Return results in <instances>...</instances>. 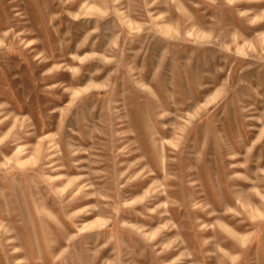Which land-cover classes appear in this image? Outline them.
Segmentation results:
<instances>
[{"label":"rangeland","instance_id":"374dc122","mask_svg":"<svg viewBox=\"0 0 264 264\" xmlns=\"http://www.w3.org/2000/svg\"><path fill=\"white\" fill-rule=\"evenodd\" d=\"M0 264H264V0H0Z\"/></svg>","mask_w":264,"mask_h":264}]
</instances>
